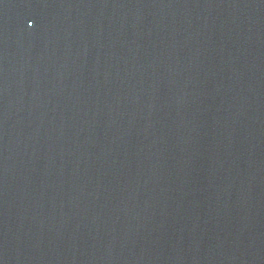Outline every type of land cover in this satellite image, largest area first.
<instances>
[{
    "label": "water",
    "instance_id": "obj_1",
    "mask_svg": "<svg viewBox=\"0 0 264 264\" xmlns=\"http://www.w3.org/2000/svg\"><path fill=\"white\" fill-rule=\"evenodd\" d=\"M0 264H264V0H0Z\"/></svg>",
    "mask_w": 264,
    "mask_h": 264
}]
</instances>
